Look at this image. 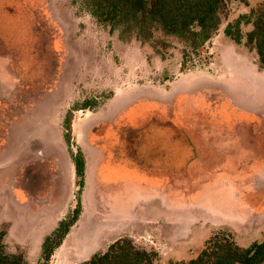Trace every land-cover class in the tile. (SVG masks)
<instances>
[{"label":"rangeland","instance_id":"rangeland-1","mask_svg":"<svg viewBox=\"0 0 264 264\" xmlns=\"http://www.w3.org/2000/svg\"><path fill=\"white\" fill-rule=\"evenodd\" d=\"M250 10L229 0L221 31L183 57L181 38L139 41L102 23L89 0H0L6 251L42 264L45 236L75 209L48 264L78 263L129 234L154 264L195 257L216 233L261 241L264 69L223 33Z\"/></svg>","mask_w":264,"mask_h":264},{"label":"trees","instance_id":"trees-1","mask_svg":"<svg viewBox=\"0 0 264 264\" xmlns=\"http://www.w3.org/2000/svg\"><path fill=\"white\" fill-rule=\"evenodd\" d=\"M229 0H89L90 10L102 23L118 28L121 33H132L139 41L149 42L156 33L181 38L185 43L182 55L197 52L219 29ZM247 5V0H238ZM251 28L242 32L241 26ZM224 35L235 44L256 53L258 69H264V2L251 8L228 23ZM166 46L165 38L158 39ZM186 55V56H185ZM66 129V128H65ZM76 177L80 184L83 177V160L74 157ZM79 209L63 218L54 231L42 242V264L49 258L75 222ZM0 232V264H25L22 252L8 253ZM264 262V237L249 246L238 245L231 235L216 233L210 236L203 248L186 261L169 264H262ZM76 264H154L150 253L134 248L130 237H120L111 242L106 250L95 253Z\"/></svg>","mask_w":264,"mask_h":264},{"label":"crops","instance_id":"crops-1","mask_svg":"<svg viewBox=\"0 0 264 264\" xmlns=\"http://www.w3.org/2000/svg\"><path fill=\"white\" fill-rule=\"evenodd\" d=\"M263 1H264V0H263ZM258 4H260V3H258ZM258 4H256V5H258ZM242 5L244 6V11H245V9H247V8L250 9V8H254V7L256 6V5H255V6H250L249 3H248V0H247V5L244 4V3H242ZM219 30L221 31V28H220ZM235 45H236V44H235ZM236 46H238V45H236ZM259 71H260V70H259ZM258 75H259L258 77H261L262 79H264V70H261L260 72H258ZM70 233H71V231H69V232L67 233L66 238L68 237V235H69ZM130 236L133 237L132 235L129 234V237H130ZM111 242H112V241L108 242V244L111 243ZM108 244H107V246H108ZM60 247H61V245H60ZM60 247H59V248H60ZM91 248H92V247H91ZM92 249H93V248H92ZM82 252H83V249H82L79 253H82ZM93 252H94V249H93ZM88 257H90V255H89ZM88 257H86V258L88 259ZM86 258H85V259H80V260L83 261V260H86ZM81 261H80V262H81ZM76 263H77V262H73V263H71V264H76ZM78 263H79V262H78Z\"/></svg>","mask_w":264,"mask_h":264}]
</instances>
